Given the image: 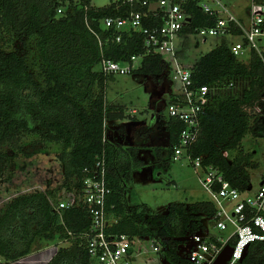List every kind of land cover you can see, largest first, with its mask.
I'll return each mask as SVG.
<instances>
[{
  "label": "trees",
  "instance_id": "1",
  "mask_svg": "<svg viewBox=\"0 0 264 264\" xmlns=\"http://www.w3.org/2000/svg\"><path fill=\"white\" fill-rule=\"evenodd\" d=\"M188 6L192 22L182 32L215 24L198 0H190ZM139 8L113 0L102 7L91 0H0V181L6 161L19 155L55 154L64 169L58 187L18 194L0 209V256L6 263L43 248L45 242L58 245L64 240L68 244L60 245L47 264H93L83 237L91 224L87 207L64 210L62 220L49 197L58 201L64 188L80 186L84 169L104 155L111 189L107 208L114 219L110 230L159 236L168 262L194 264L180 252L181 245L191 234L207 229L203 217L212 218L213 202L173 203L163 216L148 215L144 205L130 210L126 187L132 168L139 164L136 149H123L107 135L110 121L128 115L122 106L106 103L109 75L96 66L103 56L129 60L142 54L144 46L138 32L124 33L117 42L114 31L103 29L101 20L125 17ZM165 66L160 55H152L143 58L137 70L153 73ZM192 70L194 87L218 90L201 114L199 135L189 152L246 191L250 168L257 162L242 142L249 133L264 137V59L252 51L245 61L223 41L202 55ZM167 127L171 144H177L184 124L170 117ZM230 149L236 150L232 160L224 155ZM242 264H264V241L251 245Z\"/></svg>",
  "mask_w": 264,
  "mask_h": 264
},
{
  "label": "built area",
  "instance_id": "2",
  "mask_svg": "<svg viewBox=\"0 0 264 264\" xmlns=\"http://www.w3.org/2000/svg\"><path fill=\"white\" fill-rule=\"evenodd\" d=\"M113 1H122L140 8L132 9L125 17L102 19V28L114 31L117 42L122 40L124 33H141L144 52L126 61H115L103 56L97 69L108 75L126 74L135 69L134 62L137 59L152 55L163 57L165 53L174 57L172 78L184 87V93L174 94V100L169 102L170 117L184 124L179 137L180 145L174 148V159H179L185 151L195 170L206 173L201 183L215 206L211 224L221 233L229 232L232 228L227 236L209 233L207 229L193 233L181 245L180 252L194 264H213L223 249L231 245L233 252L227 264H242L246 248L264 241V183L261 182L255 193L242 195L243 191L234 187L218 168L205 167L201 158H193L189 152L190 145L199 135L201 114L211 95L218 90V87L209 85L194 87L193 66H187L177 58L181 53L176 51L174 40L191 26L192 16L188 9L190 0ZM210 1L216 5L215 8L206 0H198V3L205 13L215 18V24L196 27L194 31L202 35L225 33L241 37V41L230 47L235 56L243 59L245 54L250 56L254 51L264 59V0H250L246 21L238 18L221 0ZM58 12L61 13L62 9L59 8ZM154 20L160 21L152 23ZM89 29L97 35L91 27ZM234 29H239L240 33L235 34ZM163 62L167 64L165 60ZM84 171L86 175L80 186L64 188L58 201L50 197L49 201L62 220L64 210L79 205L87 207L91 224L83 237L87 240V250L93 264H173L165 258V247L159 236L129 235L110 230L114 219L107 208L111 189L104 155L96 160L95 166L85 168ZM69 234L72 235V232ZM145 238H149L150 245L145 244ZM62 242L67 243L64 240ZM51 249L55 253L58 245H52Z\"/></svg>",
  "mask_w": 264,
  "mask_h": 264
},
{
  "label": "rangeland",
  "instance_id": "3",
  "mask_svg": "<svg viewBox=\"0 0 264 264\" xmlns=\"http://www.w3.org/2000/svg\"><path fill=\"white\" fill-rule=\"evenodd\" d=\"M210 6L215 4L210 1ZM111 0H91L92 5L102 7ZM238 18L247 20V7L250 0H221ZM242 38L231 34L217 33L202 35L196 31H185L175 37L176 51L181 55L178 61L195 65L200 57L213 50L223 41L232 47ZM167 62L164 69L153 73L138 71L141 59L134 62L135 69L129 73H115L107 77L105 93L106 103L122 106L126 114L123 119L110 121L107 135L109 141L123 149L135 150L139 164L131 170V180L126 187V203L130 210L144 205L148 215H167L173 203H186L210 199V194L201 183L205 179L204 171L197 172L186 152L174 159L173 152L180 143L172 145L167 122L170 119L169 105L174 94L184 93V87L173 81L174 57L163 54ZM248 61L249 55L243 56ZM98 68V66H96ZM245 151L254 155L257 166L250 168L251 182L242 195L257 191L264 180V137H255L252 133L243 139ZM10 151V148H4ZM224 155L232 160L236 150H225ZM7 170L0 181V209L14 196L30 191H47L62 184L64 169L55 154L38 153L32 157L19 155L6 161ZM212 219L203 217L209 233L227 236L211 224ZM48 242L43 243L46 246ZM65 243L64 245H67ZM145 244L150 245L149 238ZM137 264H142L141 262Z\"/></svg>",
  "mask_w": 264,
  "mask_h": 264
},
{
  "label": "crops",
  "instance_id": "4",
  "mask_svg": "<svg viewBox=\"0 0 264 264\" xmlns=\"http://www.w3.org/2000/svg\"><path fill=\"white\" fill-rule=\"evenodd\" d=\"M248 8V7H247ZM247 11V9H246ZM242 19V18H241ZM43 248L23 257L17 261L6 263L2 256H0V264H47L53 257L54 251L51 249L52 245H56L55 242H48ZM65 242L59 241L58 247L64 245Z\"/></svg>",
  "mask_w": 264,
  "mask_h": 264
},
{
  "label": "water",
  "instance_id": "5",
  "mask_svg": "<svg viewBox=\"0 0 264 264\" xmlns=\"http://www.w3.org/2000/svg\"><path fill=\"white\" fill-rule=\"evenodd\" d=\"M264 181H262V184ZM249 251V248H246L245 253L241 259V262H243L244 258L246 257L247 253ZM233 252V247L231 245H227L223 251L220 253L218 258L215 260L213 264H227V262L230 260Z\"/></svg>",
  "mask_w": 264,
  "mask_h": 264
}]
</instances>
